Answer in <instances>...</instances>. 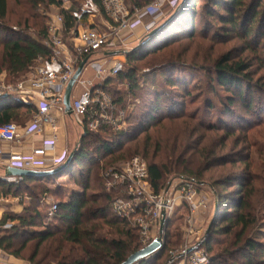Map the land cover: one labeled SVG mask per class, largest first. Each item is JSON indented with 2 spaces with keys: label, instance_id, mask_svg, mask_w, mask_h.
<instances>
[{
  "label": "rangeland",
  "instance_id": "374dc122",
  "mask_svg": "<svg viewBox=\"0 0 264 264\" xmlns=\"http://www.w3.org/2000/svg\"><path fill=\"white\" fill-rule=\"evenodd\" d=\"M29 1L9 0L6 27L24 30L38 40L36 31L39 28L35 24L44 23L47 28L50 21L49 16L58 15L60 10L54 6L42 4L36 12H30ZM69 1L72 7H76V10L86 7L90 13L93 12L95 15L92 0ZM193 1L191 4L192 0L188 2L175 0L174 9L167 10V15L161 23L163 24L172 17H174V23L170 26L172 21L167 25V29L161 31L163 34L156 41L161 44L160 46L154 50L144 51L136 61L130 62L125 58L126 71L129 68H136L139 96L136 98L132 95L126 96V92L130 89L128 84L118 85V89L123 94L125 93L126 105L135 106L134 117L146 112L156 92H161L165 100H169L172 104L171 116L164 117L157 126L146 130L137 140L143 142L147 137H151L152 141L155 137L160 138L163 142L164 153L168 150L174 152L178 148L180 152H183L179 174L188 172L192 174V177L196 176L204 182L198 189L203 196L208 198V207L205 212H201L198 218L200 233L189 243L192 245L201 243L213 221L214 224H220L222 228L228 226L222 224L221 220L227 212L232 213L235 210L233 206L236 200H239L237 198L239 194L236 191L237 184L244 180L248 184L247 192L252 193L249 201L251 214L258 221V225L246 233L244 238L257 237V240L264 245V42L261 41V37L255 36L260 24L253 25L252 32L255 35L251 33L246 37L241 30L234 33L232 26L222 20L226 15L223 9L214 8L209 0ZM255 1L259 2V0H244L245 8L251 7ZM182 2L184 3L181 11H184L183 16L175 14ZM261 5L260 8L263 11L264 0ZM30 14L39 16V18H31ZM27 19L30 23L25 27L23 25ZM97 20L88 15L83 23L87 26L90 21L97 22ZM238 21L240 24L244 22L241 15L238 16ZM20 23L21 28L18 27ZM172 34L177 35L172 38ZM71 36L73 35L67 34L66 39H70ZM146 36L140 34L135 37L128 50L138 48ZM4 40L5 38L2 41ZM219 63L227 65L241 63L247 66L248 70L241 75H248V83H244L241 87L244 93L235 88H220L216 72ZM0 70V84L14 86L29 78L33 68L30 73L22 77H13L4 65L2 48H0ZM92 76L91 72L86 71L83 79L89 81L93 78ZM171 82L177 86L172 87ZM239 93H242V96L239 97ZM36 111L35 105L20 107L17 109L18 118L12 123L24 129L33 120ZM65 118L64 128L68 137V153L71 154L77 148L84 134V128L73 117L66 116ZM153 153L152 149L150 159ZM137 156L143 158L142 153ZM129 159L131 157L118 161L107 158L103 162L109 165L104 170ZM150 159L146 161L147 164L151 161ZM6 165L7 163L5 164V161L0 158V175L4 174ZM81 168L82 166L78 167L76 172H79ZM93 170L95 172L96 168L94 167ZM94 172L87 191V198L90 201L104 194L101 185L96 181ZM56 175L50 179L27 183L11 191L0 185V209L4 206L11 208L20 205L24 206L25 210L32 204L38 206L43 201L40 204L41 210L48 215L49 203L67 202L72 195L83 191L78 182L81 179L78 173L73 177L63 176L62 173ZM167 178L170 183H176L177 177L174 175ZM103 182L105 184V181ZM186 217L185 211H179L171 220L166 234V243L169 242L172 245L168 248L169 252H166L157 264H169L168 259L172 258L171 252H178V254L181 252V247L186 242ZM15 224L19 225V223L13 225ZM4 226L3 232L7 233L12 229V226ZM59 228L61 230L64 226L61 225ZM239 234L240 228L236 229L231 236L214 237L211 241L212 250L201 249V252L207 258L208 255L215 257L216 264H243L242 253L233 246L238 241ZM60 236L57 234L44 243L39 248L34 261L32 258L37 242H30L20 256L16 257L14 252L19 250L23 240L15 239L16 246L12 251H3L5 256L2 261L10 264H56L57 248L61 245ZM108 238L112 237L108 236ZM63 254L66 252L64 251ZM156 256L150 260L156 259ZM207 264H212V262L209 260Z\"/></svg>",
  "mask_w": 264,
  "mask_h": 264
},
{
  "label": "trees",
  "instance_id": "16d2710c",
  "mask_svg": "<svg viewBox=\"0 0 264 264\" xmlns=\"http://www.w3.org/2000/svg\"><path fill=\"white\" fill-rule=\"evenodd\" d=\"M92 1L101 9L100 0ZM186 1L188 2V0ZM209 1L214 8L220 7L224 10L226 15L222 20L224 23H228L232 26V31L234 33L241 30L245 36L248 37L253 33V25L259 23V30L256 35L255 33H253V35L261 37V41L264 42V10L261 11L260 8L263 0H259V2L255 1L251 7L247 8H245L244 0ZM8 2L9 0H0V48H2L3 61L8 72L13 77L19 78L30 73L39 58L49 57L51 55L50 50L44 45V41L48 39L49 33L44 23L39 25L35 24V26L37 25L39 28V30L36 31L38 40L33 38L32 35L24 32V30L21 31L17 28L13 29V27H6L8 24ZM193 2L192 0L191 4H193ZM127 3L131 8H142L149 2L147 0H127ZM42 4L51 7L54 6L59 9L62 5L61 2L57 0H30V12H36ZM183 6L184 3L182 2L176 9L175 14L183 16L184 11L181 12ZM75 11L76 7H73L71 11L62 10L61 12L65 19V28L67 31H70L74 26L76 18L73 14ZM240 15L244 19V22L241 24L238 21V16ZM29 17L34 19L39 18V16H34L33 14H30ZM29 23L30 20L27 19L23 26L26 27ZM173 23L174 21L170 26H172ZM18 27H22L21 23L18 24ZM184 31L186 33V30ZM162 34L163 33L160 32L153 38H149L147 35L143 38L138 48L126 52V58L130 62L136 61L143 55L142 53L144 51L156 49L157 46L161 45L160 43H156V41ZM174 35L176 36L177 34H172V38L175 37ZM4 38L5 40L2 41ZM247 70V66L241 63L233 65L219 63L216 72L218 73L217 79L220 88H235L244 93L241 87L244 83H248V75H241ZM125 84L130 86V89L126 92V96L132 95L135 98L139 96L137 94L139 86L136 68H129V70L123 72L117 78L107 80L104 85V88L113 95L116 103L121 106L126 105V96L125 93L123 94L119 91L118 85ZM171 85L172 87L177 86V84H173V82H171ZM242 93H239V97L242 96ZM26 106V104L13 96L1 98L0 126L12 123L16 120L18 118L17 109ZM171 107L172 104L169 103V100H165V96H163L161 92L154 93L153 100L146 112L138 117H134L133 115L130 119L127 131L115 135V139L119 142L118 148H115V146L107 142L101 136L89 133L82 135L72 163L61 173L63 176L69 175L71 177L78 173L81 178L78 182L83 191L72 195L67 202H60L58 204L59 209L57 214L51 219L41 210L40 204L43 201L39 203L38 206H33L32 204L29 208L25 209L22 215L5 216L0 223V250L6 252L12 251L16 246V240H23L19 250L14 252L16 257H19L23 249L26 248L30 242L36 241V251L32 258V261H34L38 255L39 248H41L44 243L51 240L55 235L60 234L61 241L59 242L61 245L57 248L55 257V259H57V262H55L56 264H125L130 258L138 254L141 251L139 236L128 222L118 219L113 214L111 204L114 200V195L106 191L104 180L100 174L109 165V163L104 164L107 158L118 161L120 159L132 158L142 153L143 159L147 161L150 159V153L153 149V157L150 159L151 161L148 162V168L150 183L155 193H159L169 187L170 182L167 177L171 175L177 177L175 181L181 178L193 180L198 184V187L201 188V184H204V182L198 177H192V174H188L187 171L185 174H179L183 152H180L178 148L175 149L174 152L168 150V152L164 153L162 146L163 142L160 138L155 137L152 141L151 137H147L143 142L137 140L146 130L153 126H157L164 117L168 115L171 116V110H173ZM133 124L135 125L132 126ZM133 143H135L134 146L132 145ZM81 166V170L76 172V169ZM94 167L97 170H95V172L93 170ZM93 172L96 174V181L101 185L104 194L90 201L87 198V191L89 190V183ZM55 176L57 175L45 178H21L18 179L17 182L0 180V185L11 191L27 183L37 182L40 179H50ZM247 188L248 184L244 180H241V182L237 184L236 191L239 194L237 197L239 200H236V204L233 206L235 210L232 213L227 212L221 220L222 224H227L228 226L222 228L220 224L215 223L209 236H205L199 244L200 247H198L206 251H211V241L214 237L231 236L236 229L240 228L238 241L235 242L233 246L237 247L240 253H242L244 257L243 264H264V257H262L264 256V245L257 240V237L253 238L247 236L244 238L246 233L252 231V229L258 225L257 219L252 216V212L250 211L249 201L252 197V193L247 192ZM9 222H17L19 225L13 226L7 233L4 231V235L2 236V227ZM61 225L64 226V228L60 230L59 227ZM37 228H41L42 230H35ZM168 235L170 236V234ZM108 236L112 238H108ZM171 245L172 244L167 242L166 247L156 256V259L141 264H157L158 260H160L166 252H169L168 248ZM64 251L66 254H63ZM208 258L212 264H216L217 259L215 257L208 255ZM168 263L171 264L173 262L171 259H168Z\"/></svg>",
  "mask_w": 264,
  "mask_h": 264
},
{
  "label": "built area",
  "instance_id": "2783aa9c",
  "mask_svg": "<svg viewBox=\"0 0 264 264\" xmlns=\"http://www.w3.org/2000/svg\"><path fill=\"white\" fill-rule=\"evenodd\" d=\"M57 1L62 4L58 8L60 13L49 16V37L44 41L51 55L39 58L31 76L23 82L14 86L0 84V99L13 96L26 105L37 107L33 120L24 129L15 123L0 126L1 144L21 143L44 133L47 127L51 128L54 136L52 141L32 150L29 155L0 150V156L12 168L51 171L65 164L70 154L65 150L56 155V134L60 126L54 113L67 116L65 93L85 61L84 71L72 91L71 117L84 128V134L101 136L118 148L115 135L127 131L135 106L117 104L104 85L107 80L115 79L126 71V52L136 37V31L141 28L143 34H150L163 21L167 10H173L175 6V0H147L149 3L142 8H131L126 0H100L101 9L94 4L95 15L86 7L76 10L74 26L67 31L61 12L71 11L73 7L69 0ZM88 15L98 19L97 22L90 21L86 26L83 20ZM67 34L73 36L67 40ZM86 71L93 75L89 81L83 79ZM101 177L106 191L114 195L111 204L113 214L128 222L137 232L141 245L139 253L147 251L143 258L132 264L149 261L165 248L167 230L179 211L187 213L186 242L179 254L171 252V261L174 264L209 262L197 248L200 243H189L200 233L198 218L208 207V198L202 195L195 181L181 178L167 189L155 193L150 183L148 164L139 156L104 170ZM49 205L48 216L53 218L58 212V204L52 202ZM163 219L166 221L165 229L161 232ZM192 248L195 250L189 253ZM4 256L0 250L1 264H7L2 261Z\"/></svg>",
  "mask_w": 264,
  "mask_h": 264
},
{
  "label": "crops",
  "instance_id": "0c3cea01",
  "mask_svg": "<svg viewBox=\"0 0 264 264\" xmlns=\"http://www.w3.org/2000/svg\"><path fill=\"white\" fill-rule=\"evenodd\" d=\"M143 29L139 28L136 31V37L140 36V34L143 35ZM91 72V71H89ZM92 73V72H91ZM54 116L57 118L58 122H59V130L57 131V146H56V155H60L62 154V152H64L65 150H69L68 148V137H67V132L65 131L64 128V124H65V117L66 116H62L61 114L55 112ZM67 116H70L67 114ZM53 132L51 130L50 127H47L44 131V133L37 135L33 138H30L28 140H25L21 143H15V144H3V146H0V150L4 153H15V154H25V155H29L31 154L32 150L34 149H38V148H42L44 146V144L46 142H50L52 141L53 138ZM1 144V143H0ZM1 159H3V161H5V164L7 163L6 160L0 156ZM7 167V165L5 166ZM36 171V170H35ZM39 171H45L43 169H40ZM3 178H5V172L3 175H0V180H2ZM11 182H17V180L11 179ZM8 181V179H7ZM49 205V204H48ZM50 208V205H49ZM24 210V206H13L11 208H8L7 206L2 209H0V221L4 219L5 216L10 215V214H14V216H18L21 215L23 213ZM11 223V225H9ZM14 223L17 222H9L8 224H6V226H15L13 225ZM5 227V226H4ZM2 227V229L4 228ZM4 233V232H3ZM7 264H10L7 262Z\"/></svg>",
  "mask_w": 264,
  "mask_h": 264
},
{
  "label": "water",
  "instance_id": "95a60500",
  "mask_svg": "<svg viewBox=\"0 0 264 264\" xmlns=\"http://www.w3.org/2000/svg\"><path fill=\"white\" fill-rule=\"evenodd\" d=\"M174 17H172L170 20L164 22L163 24L160 23V25L154 29L150 34H148L149 38H153L156 35H158L162 30H164L167 25L171 22V20ZM86 65V61L83 62L81 64V66L79 67V69L77 70L73 80L70 82V84L67 87L66 93H65V97H64V105L66 108V114L68 115H72V106H71V96H72V91L73 88L77 82V80L80 78V76L82 75L83 71H84V67ZM77 149H75L70 156L68 157L67 161L65 162L64 165H62L60 168L55 169V170H51V171H34V170H22V169H17V168H12V167H5V178H3L2 180L7 181V179H21V178H45L48 176H52V175H56L58 173L63 172L65 169L68 168V166L72 163L74 156L76 154ZM172 185V182L170 183L169 187ZM218 207V206H217ZM165 219L162 220L161 222V232L164 231L165 229ZM214 224V221L211 223L210 227L208 228L207 232H206V237L209 236L211 228ZM195 250V248H192L189 250V253L193 252ZM147 253V251L141 252L136 254L135 256H133L132 258H130V260H128V262H126L125 264H132L138 260H140L141 258H143L144 254Z\"/></svg>",
  "mask_w": 264,
  "mask_h": 264
}]
</instances>
